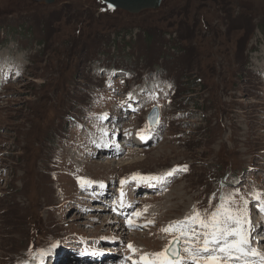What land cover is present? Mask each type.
I'll use <instances>...</instances> for the list:
<instances>
[{
    "label": "rangeland",
    "instance_id": "374dc122",
    "mask_svg": "<svg viewBox=\"0 0 264 264\" xmlns=\"http://www.w3.org/2000/svg\"><path fill=\"white\" fill-rule=\"evenodd\" d=\"M230 168L238 185L221 176ZM230 194L233 207L248 201L252 240L264 237V0H164L136 14L0 0V264H41L57 242L45 264H81L86 245L133 264L175 237L187 257L181 233L162 229L209 217Z\"/></svg>",
    "mask_w": 264,
    "mask_h": 264
},
{
    "label": "snow or ice",
    "instance_id": "6c2138e0",
    "mask_svg": "<svg viewBox=\"0 0 264 264\" xmlns=\"http://www.w3.org/2000/svg\"><path fill=\"white\" fill-rule=\"evenodd\" d=\"M146 138L144 136L141 137ZM186 169V166L184 168ZM166 173V176L174 174ZM138 174H134L136 178ZM144 180L162 181L164 177L149 176L140 177ZM83 187L85 184H91L93 181L83 177L78 178ZM125 181H121L124 184ZM103 187V184H101ZM257 200L260 199L259 193L254 194ZM124 193L121 192L123 198ZM233 195L228 198H222L220 205L207 218H202L197 212L193 217H187L183 221L175 222L174 225H169L168 228L162 231H179L184 237L183 252L187 253V257L181 255L180 250L176 247L165 248L159 253H145L140 257L139 261H134L133 264H183L187 260H191L192 264H226L227 261L238 260L241 264H255L256 260L259 264H264V253L253 247L251 236L252 223L249 218L248 209L246 207L248 201H244L245 207H233ZM120 207H124L121 202ZM264 210V209H262ZM133 215L139 216L141 213L136 212ZM129 226H133L131 217L128 218ZM198 224L202 231L197 232L194 225ZM139 226V225H136ZM201 237H203L201 241ZM59 247V243L51 244L47 249H40L36 254L40 258L41 264H45L47 258L51 257L53 251ZM134 252L137 251L131 244L128 245ZM81 256H102L103 251L96 248H84L79 253ZM152 259H148V257ZM30 264V262H28Z\"/></svg>",
    "mask_w": 264,
    "mask_h": 264
},
{
    "label": "water",
    "instance_id": "95a60500",
    "mask_svg": "<svg viewBox=\"0 0 264 264\" xmlns=\"http://www.w3.org/2000/svg\"><path fill=\"white\" fill-rule=\"evenodd\" d=\"M41 3H54L56 0H38ZM105 5L112 9H123L130 13L136 14L144 10L158 9L164 0H101ZM160 116L158 106L153 107L148 115L150 125H155ZM179 240H174L170 247H176L179 250Z\"/></svg>",
    "mask_w": 264,
    "mask_h": 264
},
{
    "label": "bare ground",
    "instance_id": "6f19581e",
    "mask_svg": "<svg viewBox=\"0 0 264 264\" xmlns=\"http://www.w3.org/2000/svg\"><path fill=\"white\" fill-rule=\"evenodd\" d=\"M147 94V93H146ZM155 107V106H154ZM153 109V108H152ZM151 109V110H152ZM151 112V111H150ZM159 118H160V116H159ZM159 122V119H158V121L156 122V124ZM98 142V141H97ZM129 143H130V141H129ZM99 151H103V149H98ZM103 154L104 155H107L106 154V152L104 151L103 152ZM81 157V156H80ZM114 161V160H113ZM114 162H116V161H114ZM126 164V163H125ZM241 194V193H240ZM103 201L104 202H107L106 200H104V199H102V200H100V199H98V202L100 203V204H96L95 205V207L97 208V210H102L103 209V207L106 205L105 203H103ZM104 204V205H103ZM133 208V205H132V200L131 201H129L128 203H126L125 204V209H127V210H129V209H132ZM105 209V208H104ZM106 210V209H105ZM103 211V210H102ZM118 222V221H117ZM108 225V224H107ZM111 226V225H110ZM118 226L119 225H117L116 226V232L117 233H120V232H122V230L121 229H119L118 228ZM106 228H110L111 229V227H106ZM114 229V228H113ZM82 241V240H81ZM101 245V244H100ZM87 246V245H86ZM100 247V246H99ZM263 247H264V245H263ZM84 248V247H83ZM82 248V249H83ZM89 248V247H88ZM102 248H104V247H102ZM107 248L109 249V251L111 252V253H106V252H104L103 250V253H104V255H102V256H84L83 258H81V259H78V260H76L77 262H79V263H81V264H84V263H86V262H90V260H91V262L93 261V262H100V263H105L106 262V260H110V261H114V260H112V258L115 256V255H117L118 253H119V250L116 248V246H112V245H109V246H107ZM97 249V248H96ZM106 254H109V258L108 259H106L105 258V255ZM122 258V261H126V256H123V257H121ZM57 260V258L55 259V260H51V262H50V264H55V261ZM97 260V261H96ZM65 261V260H64ZM67 261V260H66ZM72 262H74V261H72ZM115 262H117V260H115ZM115 262H113V263H115ZM59 263H61V262H59ZM75 263V262H74ZM57 264V263H56Z\"/></svg>",
    "mask_w": 264,
    "mask_h": 264
},
{
    "label": "trees",
    "instance_id": "16d2710c",
    "mask_svg": "<svg viewBox=\"0 0 264 264\" xmlns=\"http://www.w3.org/2000/svg\"><path fill=\"white\" fill-rule=\"evenodd\" d=\"M227 172L230 173V176H232V175H236V176L231 177V179L234 180V182H235L234 185H238V184L240 183V181H241L242 170L238 172V169H237V170H231V168H230L229 171L226 170L225 173H223L221 176H222V177H226V173H227ZM227 185H229V186H230V185L234 186V185L232 184V181H231V180H229V181L227 182Z\"/></svg>",
    "mask_w": 264,
    "mask_h": 264
}]
</instances>
